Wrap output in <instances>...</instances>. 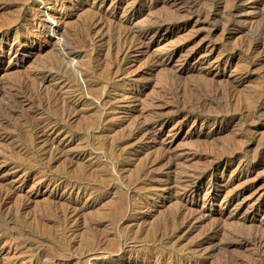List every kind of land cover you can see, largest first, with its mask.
Returning <instances> with one entry per match:
<instances>
[{
	"label": "rangeland",
	"instance_id": "rangeland-1",
	"mask_svg": "<svg viewBox=\"0 0 264 264\" xmlns=\"http://www.w3.org/2000/svg\"><path fill=\"white\" fill-rule=\"evenodd\" d=\"M49 1L0 0V264H264V0Z\"/></svg>",
	"mask_w": 264,
	"mask_h": 264
},
{
	"label": "bare ground",
	"instance_id": "bare-ground-1",
	"mask_svg": "<svg viewBox=\"0 0 264 264\" xmlns=\"http://www.w3.org/2000/svg\"><path fill=\"white\" fill-rule=\"evenodd\" d=\"M49 1V0H48ZM51 1V0H50ZM49 1V2H50ZM94 1H98V2H103L104 0H94ZM258 1V0H257ZM47 2V1H46ZM45 2V3H46ZM55 3H56V1H55ZM50 5V4H49ZM129 6V5H128ZM131 7V6H130ZM129 7V8H130ZM132 9V8H131ZM44 15V14H43ZM50 19V18H49ZM168 21V20H167ZM160 22V21H159ZM158 24V23H157ZM98 21L97 22H92V23H90V24H88V27L86 28L88 31H90L89 33H91L92 31H94L96 28H98ZM87 31V32H88ZM149 32V30L148 29H145V30H143V31H140V32H135L134 33V35H133V33H131V34H123L121 37H119V39L117 40V42L118 41H120V48H119V54L121 55V58H128V57H130L131 56V54L132 53H134L135 54V52H136V49H137V47H136V44H138V42L139 41H141V38H143L147 33ZM86 33V32H85ZM86 35V34H85ZM89 35V34H88ZM130 35H132V37L129 39V37H130ZM130 40V41H129ZM143 40H144V38H143ZM140 43H142V42H140ZM94 44V43H93ZM118 44V43H117ZM118 46V45H117ZM141 46V45H140ZM119 47V46H118ZM118 50V49H117ZM64 51H65V49H64ZM65 54L66 55H68V56H70V55H74V54H70V53H67V52H65ZM118 54V53H117ZM136 55V54H135ZM133 57V56H132ZM118 59H120V58H118ZM122 60V59H121ZM119 61V60H118ZM125 61V60H124ZM121 63H124V62H122L121 61ZM17 89V88H16ZM56 97V96H55ZM54 98V97H53ZM57 98V97H56ZM56 98H54V99H56ZM46 101H47V99H46ZM49 101V100H48ZM46 103H48L49 104V102H46ZM51 103V102H50ZM53 103V102H52ZM51 103V104H52ZM55 103H56V101H55ZM56 106V105H55ZM140 127V126H139ZM38 128H39V130H40V132H39V140H40V143L42 144L41 146H42V154L43 155H49L50 157H54V153L55 152H59L60 150H61V144L60 143H58L59 145L57 146V145H55L56 143H55V141H54V139H52L51 138V136H52V134L51 133H54V131H53V129H51L52 130V132H51V130H48V128H44V127H42V126H38ZM135 129V128H134ZM143 129H145V128H143ZM138 130V129H137ZM137 130H136V132H137ZM148 130V129H147ZM146 129H145V131H147ZM139 132V131H138ZM148 132V131H147ZM145 132H143L142 134H144ZM136 135V134H135ZM40 157H41V155H40ZM49 157V158H50ZM46 158V157H45ZM44 158V159H45ZM48 158V157H47ZM80 186H73L72 187V189L73 188H77V190L79 191H83V189H80L79 188ZM76 190V191H77ZM69 215V214H68ZM68 215L66 214V216L68 217ZM71 217V216H70ZM261 240V239H260ZM263 242V241H262ZM90 243V242H89ZM87 244H88V242H87ZM124 246V245H123ZM88 263V262H87Z\"/></svg>",
	"mask_w": 264,
	"mask_h": 264
}]
</instances>
